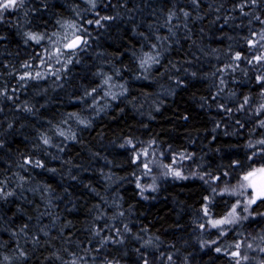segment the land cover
<instances>
[{"label":"clouds","instance_id":"clouds-1","mask_svg":"<svg viewBox=\"0 0 264 264\" xmlns=\"http://www.w3.org/2000/svg\"><path fill=\"white\" fill-rule=\"evenodd\" d=\"M0 264H264V0H0Z\"/></svg>","mask_w":264,"mask_h":264},{"label":"trees","instance_id":"trees-1","mask_svg":"<svg viewBox=\"0 0 264 264\" xmlns=\"http://www.w3.org/2000/svg\"><path fill=\"white\" fill-rule=\"evenodd\" d=\"M185 111V104L184 101L182 99H178L177 100V105L176 107H174L172 110L166 112V116L168 117V121H170L173 117L174 114L178 115L179 113H182ZM193 117V124L197 127H205L206 124L202 123V118H199L196 116L195 113H191L190 114ZM168 121H165L164 118H161V123L160 126L161 127H167L169 126ZM121 123H123L121 121ZM167 208H165L163 205H161L159 208H154L153 209V213L150 214L149 216V220H155L158 217V220H156V224L155 227L160 228L162 227L164 224H170L171 223V219L167 214ZM149 226L151 227L152 225L149 224Z\"/></svg>","mask_w":264,"mask_h":264}]
</instances>
